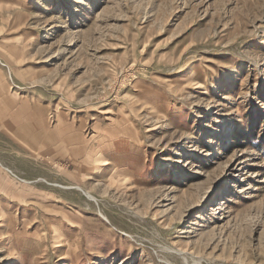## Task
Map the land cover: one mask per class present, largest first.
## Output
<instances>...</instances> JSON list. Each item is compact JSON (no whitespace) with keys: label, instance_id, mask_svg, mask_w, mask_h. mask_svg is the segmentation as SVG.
Segmentation results:
<instances>
[{"label":"rangeland","instance_id":"1","mask_svg":"<svg viewBox=\"0 0 264 264\" xmlns=\"http://www.w3.org/2000/svg\"><path fill=\"white\" fill-rule=\"evenodd\" d=\"M0 161V264H264V0H0Z\"/></svg>","mask_w":264,"mask_h":264},{"label":"bare ground","instance_id":"2","mask_svg":"<svg viewBox=\"0 0 264 264\" xmlns=\"http://www.w3.org/2000/svg\"><path fill=\"white\" fill-rule=\"evenodd\" d=\"M9 172H11V171H9ZM12 173V172H11ZM13 174V173H12ZM16 176V175H15ZM72 178H73V176L72 175H70ZM25 181V180H24ZM29 183V182H28ZM55 185L56 186H59V187H61V188H63V189H68V190H78V191H80L82 194H84L88 199H90V200H94V201H96L97 203H98V205L100 204V200H99V198L96 196V195H94L91 191H88V190H86V189H84V187L81 185V184H68V185H63V184H58V183H55ZM16 205V204H15ZM100 213H101V215L103 216V217H105V219H107V220H109V218L102 212V211H100ZM0 217H1V215H0ZM6 220V219H5ZM1 221V220H0ZM108 222V221H107ZM8 227H10V226H8Z\"/></svg>","mask_w":264,"mask_h":264},{"label":"crops","instance_id":"3","mask_svg":"<svg viewBox=\"0 0 264 264\" xmlns=\"http://www.w3.org/2000/svg\"><path fill=\"white\" fill-rule=\"evenodd\" d=\"M0 179H3L4 181H1L0 180V190H3L4 189V187H5V185L9 182L10 183V181H8V177H10L11 179H14V178H17V177H19L20 179H23V178H21L20 176H18L11 168H8V167H6V166H4L2 163H1V161H0ZM9 171H11L12 173H13V176H12V173L11 172H9ZM16 175V176H15ZM19 178H17L18 180H20ZM7 180V181H6ZM24 180H26V179H24ZM5 182V183H4ZM18 187H20V185H14V187H13V190H15L14 192H11V193H13V194H15V192H17V189H20V188H18ZM5 191V190H4ZM8 193V192H7ZM11 193H8V194H6L5 193V195L6 196H10L11 195Z\"/></svg>","mask_w":264,"mask_h":264}]
</instances>
